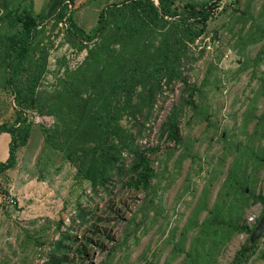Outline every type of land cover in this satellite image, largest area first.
Segmentation results:
<instances>
[{"label":"rangeland","instance_id":"obj_1","mask_svg":"<svg viewBox=\"0 0 264 264\" xmlns=\"http://www.w3.org/2000/svg\"><path fill=\"white\" fill-rule=\"evenodd\" d=\"M223 2L180 46L174 72L149 76L119 117L152 149L145 190L122 185L134 153L89 151L90 113L122 102L115 80L152 64L170 26L134 0H0V21L20 3L38 21L18 65L5 58L17 26L0 25V124L25 117L14 164L0 172V264H232L250 243L239 264H264V231L248 232L264 212V0Z\"/></svg>","mask_w":264,"mask_h":264},{"label":"trees","instance_id":"obj_2","mask_svg":"<svg viewBox=\"0 0 264 264\" xmlns=\"http://www.w3.org/2000/svg\"><path fill=\"white\" fill-rule=\"evenodd\" d=\"M136 3H146L148 6L145 16L150 19H157L162 24H168L171 28V33L174 35L168 38L162 51L156 60L150 65L143 67L134 66L132 70L121 75L120 79L115 80L114 88L118 91L121 103L115 105H107L105 102H100L97 109H94L90 113V120L93 126V137L91 148L89 151H99L102 156L108 152L109 146L120 145L126 148L136 156L135 163L133 165V175L125 180L122 185L147 189L151 178L154 176V171L151 168V162L148 154L152 152V149H140L130 138V133L126 131L124 127L119 123V117L127 110H131V101L136 94L137 88H145L144 81L149 76L157 77L159 75H167L174 72L175 60L179 56L180 46L184 41L192 42L199 35H201L206 27L208 20H210L215 14L224 9V0H206L184 1L179 7L174 5V0H156L157 4L153 0H134ZM18 4L15 10L9 15H1L0 25L3 27L9 21L17 26L15 30H7L6 37L8 38V45L5 50V58L10 60L13 57L18 65L24 61L28 56L31 42L38 31V21L34 13L32 12L29 4ZM220 6L219 10L217 8ZM106 8L101 9L99 13V26L98 31L104 29ZM217 10V11H216ZM120 29H124L125 25H121ZM15 98V97H14ZM25 123V117L21 112L16 111L14 119L11 124L3 122L0 124V133L9 134L10 139L8 141V156L5 160H0V172L6 168H10L14 164L15 159V146L18 144L15 130L19 125ZM167 135L172 139L178 140V128L175 121L171 118L166 123ZM106 137H112L108 141L100 142V140L106 139ZM116 138V139H114ZM25 137L20 138V142H23ZM5 152H1L0 156H3ZM93 166L92 163L85 165V173ZM258 201L263 203L264 198L256 196ZM255 223L248 229V232L252 230ZM264 230H261L263 232ZM260 232V233H261ZM252 247L250 243L247 248H240L235 254L236 263L239 264L243 260V256Z\"/></svg>","mask_w":264,"mask_h":264},{"label":"water","instance_id":"obj_3","mask_svg":"<svg viewBox=\"0 0 264 264\" xmlns=\"http://www.w3.org/2000/svg\"><path fill=\"white\" fill-rule=\"evenodd\" d=\"M155 4H157L156 0H155ZM261 230H264V212L262 213V215H260L256 224L250 231L249 241H252L261 232Z\"/></svg>","mask_w":264,"mask_h":264},{"label":"crops","instance_id":"obj_4","mask_svg":"<svg viewBox=\"0 0 264 264\" xmlns=\"http://www.w3.org/2000/svg\"><path fill=\"white\" fill-rule=\"evenodd\" d=\"M3 136L5 137L6 135L3 134ZM7 136H8V137L5 139V142H7V140L9 139V135H8V134H7ZM5 154H6V152H5ZM3 159H4V157L1 158V160H3Z\"/></svg>","mask_w":264,"mask_h":264}]
</instances>
